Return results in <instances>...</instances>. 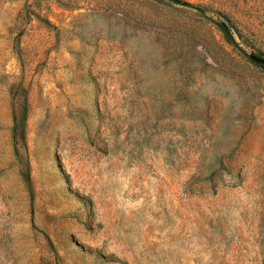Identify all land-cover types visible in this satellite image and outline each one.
Wrapping results in <instances>:
<instances>
[{
  "label": "rangeland",
  "instance_id": "rangeland-1",
  "mask_svg": "<svg viewBox=\"0 0 264 264\" xmlns=\"http://www.w3.org/2000/svg\"><path fill=\"white\" fill-rule=\"evenodd\" d=\"M184 1L0 0V264H264V0Z\"/></svg>",
  "mask_w": 264,
  "mask_h": 264
},
{
  "label": "trees",
  "instance_id": "trees-1",
  "mask_svg": "<svg viewBox=\"0 0 264 264\" xmlns=\"http://www.w3.org/2000/svg\"><path fill=\"white\" fill-rule=\"evenodd\" d=\"M170 1H172L174 3H177V4H181V5L192 6V7L196 8V9L202 11V7L190 4L188 2H185L184 0H170ZM220 26L225 31V33L228 35V37L233 39L232 32H231L230 28L224 23L220 24ZM262 66H264V65H262Z\"/></svg>",
  "mask_w": 264,
  "mask_h": 264
},
{
  "label": "water",
  "instance_id": "water-1",
  "mask_svg": "<svg viewBox=\"0 0 264 264\" xmlns=\"http://www.w3.org/2000/svg\"><path fill=\"white\" fill-rule=\"evenodd\" d=\"M252 60L258 64H261V65H264V58H260V57H257V56H252L251 57Z\"/></svg>",
  "mask_w": 264,
  "mask_h": 264
}]
</instances>
